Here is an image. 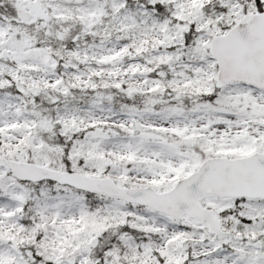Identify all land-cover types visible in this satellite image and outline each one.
Wrapping results in <instances>:
<instances>
[{
  "label": "snow or ice",
  "instance_id": "1",
  "mask_svg": "<svg viewBox=\"0 0 264 264\" xmlns=\"http://www.w3.org/2000/svg\"><path fill=\"white\" fill-rule=\"evenodd\" d=\"M0 264H264V0H0Z\"/></svg>",
  "mask_w": 264,
  "mask_h": 264
}]
</instances>
